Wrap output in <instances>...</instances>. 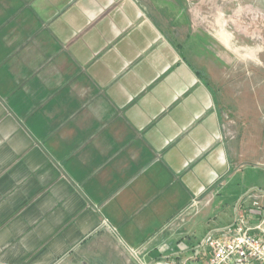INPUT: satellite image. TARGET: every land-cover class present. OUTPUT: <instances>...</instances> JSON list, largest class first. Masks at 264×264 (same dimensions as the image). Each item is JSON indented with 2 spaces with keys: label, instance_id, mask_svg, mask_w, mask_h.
<instances>
[{
  "label": "crops",
  "instance_id": "0c3cea01",
  "mask_svg": "<svg viewBox=\"0 0 264 264\" xmlns=\"http://www.w3.org/2000/svg\"><path fill=\"white\" fill-rule=\"evenodd\" d=\"M176 1L0 0V264L192 260L264 205V124L229 123Z\"/></svg>",
  "mask_w": 264,
  "mask_h": 264
},
{
  "label": "rangeland",
  "instance_id": "374dc122",
  "mask_svg": "<svg viewBox=\"0 0 264 264\" xmlns=\"http://www.w3.org/2000/svg\"><path fill=\"white\" fill-rule=\"evenodd\" d=\"M180 2L177 18L171 4L164 8L169 36L177 34L188 59L212 83L232 127L255 139L253 126L264 124V0ZM246 173L249 185L264 186L263 163L248 165Z\"/></svg>",
  "mask_w": 264,
  "mask_h": 264
},
{
  "label": "built area",
  "instance_id": "2783aa9c",
  "mask_svg": "<svg viewBox=\"0 0 264 264\" xmlns=\"http://www.w3.org/2000/svg\"><path fill=\"white\" fill-rule=\"evenodd\" d=\"M254 190L263 193L264 188ZM250 210L235 207L233 218L206 230L192 247V260L174 258L147 264H264V205L253 200Z\"/></svg>",
  "mask_w": 264,
  "mask_h": 264
}]
</instances>
